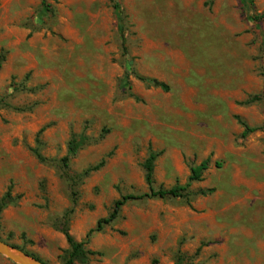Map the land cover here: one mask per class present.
I'll return each instance as SVG.
<instances>
[{
	"label": "rangeland",
	"instance_id": "374dc122",
	"mask_svg": "<svg viewBox=\"0 0 264 264\" xmlns=\"http://www.w3.org/2000/svg\"><path fill=\"white\" fill-rule=\"evenodd\" d=\"M262 15L264 0H0V241L43 264H64V229L93 253L74 264H264ZM150 152L153 190L208 166L184 197L141 199Z\"/></svg>",
	"mask_w": 264,
	"mask_h": 264
},
{
	"label": "trees",
	"instance_id": "16d2710c",
	"mask_svg": "<svg viewBox=\"0 0 264 264\" xmlns=\"http://www.w3.org/2000/svg\"><path fill=\"white\" fill-rule=\"evenodd\" d=\"M114 11H115L116 19L118 21L119 29L121 31V37L123 38L124 31H123V27L121 24L120 7L118 4H114ZM263 17H264V15H262V18ZM261 54L263 57V65H264V42H262V44H261ZM0 61H1V59H0ZM140 80L146 81V80L141 79V78H140ZM150 82L153 83L155 86L159 87L160 89H162L163 91L167 90V88L161 83H158L154 80H151ZM244 127H245L246 133H250V132L254 131V129H250L246 126H244ZM85 140L86 139L84 136H79L78 138H72L71 139V141L68 144L67 154L62 159V164H63L64 168L67 167V163H68L69 159H71L72 157L75 156L76 151L84 144ZM158 156H159L158 153L150 152L148 157L144 161V164H143V168L145 171L144 179H145V183L149 187V193L141 195L139 197L141 199H143V198L165 199V198H181V197H184L186 194L187 188L189 187V184L191 182L200 181L202 172L205 171L207 169V166H208V161L206 160V161L201 162V164L199 166L192 167L190 169V176L188 178V183L184 186H174L168 190H163V189L153 190L152 189L153 167H154V162ZM102 165H103V162L98 164L97 166L89 169V172L98 170ZM130 199H133V197L130 195H127V196H123L121 199L117 200L114 203L113 210L110 213V215L108 216V218L98 221L96 229L89 231V233L87 234V238H89V236H91L92 233L101 230L102 224L111 223L117 217L120 208ZM10 203H11V196H10V193L7 192L0 199V214ZM62 233H63V235L66 239V242L68 244V250L66 251V256H65L64 261H63L64 264H74L80 260L85 259L88 255L93 254V253H90L84 249V245H85L84 242L75 241L73 239V237H71L69 235V233L66 229H64L62 231ZM27 255L29 257L34 258L33 256H31L29 254H27ZM34 259H36V258H34Z\"/></svg>",
	"mask_w": 264,
	"mask_h": 264
},
{
	"label": "water",
	"instance_id": "95a60500",
	"mask_svg": "<svg viewBox=\"0 0 264 264\" xmlns=\"http://www.w3.org/2000/svg\"><path fill=\"white\" fill-rule=\"evenodd\" d=\"M0 256L14 264H43L0 241Z\"/></svg>",
	"mask_w": 264,
	"mask_h": 264
}]
</instances>
